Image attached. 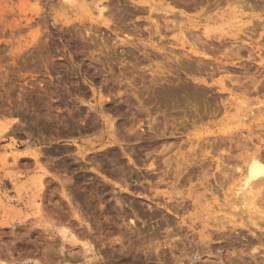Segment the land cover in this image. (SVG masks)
<instances>
[{
  "label": "rangeland",
  "instance_id": "obj_1",
  "mask_svg": "<svg viewBox=\"0 0 264 264\" xmlns=\"http://www.w3.org/2000/svg\"><path fill=\"white\" fill-rule=\"evenodd\" d=\"M79 1L0 0V264H264V0Z\"/></svg>",
  "mask_w": 264,
  "mask_h": 264
},
{
  "label": "bare ground",
  "instance_id": "obj_2",
  "mask_svg": "<svg viewBox=\"0 0 264 264\" xmlns=\"http://www.w3.org/2000/svg\"><path fill=\"white\" fill-rule=\"evenodd\" d=\"M63 1H66L67 5H69L70 7V10L73 14H84L85 16H87L88 18L90 17L91 18V15L93 14V9L91 10V8H89V6H87L86 4H81L80 5L78 4L80 1L78 0V2L75 0H63ZM103 5V4H102ZM92 6V5H91ZM67 7V6H66ZM92 7H95L94 9H96L95 11L97 12V15L98 17L97 18H100L102 19L103 18V9L102 7H99L98 5H95V6H92ZM67 10V9H66ZM116 10V9H115ZM108 11V10H107ZM63 12V11H62ZM68 11H66L67 13ZM111 12H115V11H111ZM69 13V12H68ZM106 14V13H105ZM116 14V13H115ZM66 15V14H65ZM72 15V14H71ZM110 15V14H109ZM108 16V15H107ZM114 16V15H113ZM152 16V15H151ZM102 17V18H101ZM69 18V17H68ZM84 18V17H83ZM151 18V17H150ZM119 19V18H118ZM148 19V18H147ZM106 20V19H105ZM149 20V19H148ZM122 22V20H121ZM148 22V21H147ZM105 23V21H104ZM154 23V22H153ZM64 24V23H63ZM81 26V25H80ZM82 29V28H81ZM161 29V28H160ZM83 31V30H82ZM99 31V30H98ZM204 33V32H203ZM185 34V33H184ZM181 37V45H184V44H188V42H186L185 40V37L183 34H181L179 36V38ZM217 37V36H216ZM219 37V36H218ZM190 45V44H189ZM135 47V46H134ZM137 48V47H136ZM122 55V54H121ZM144 58V57H143ZM145 59V58H144ZM170 59V58H169ZM179 59V58H178ZM174 62V61H173ZM170 63V62H169ZM168 67V66H167ZM150 69V68H149ZM153 71V70H152ZM223 80V79H222ZM156 81V80H155ZM159 81V80H158ZM155 84V83H154ZM153 86V85H152ZM226 87V86H225ZM155 88V87H154ZM170 97V96H169ZM145 111V110H144ZM147 111V110H146ZM227 112V111H226ZM250 113V111H249ZM244 114V113H243ZM235 115V114H233ZM198 116V115H197ZM243 116V115H242ZM241 117V115H240ZM108 118V117H107ZM242 119V117H241ZM240 119V120H241ZM239 122V121H238ZM152 123V121H151ZM241 123V121H240ZM150 125V124H149ZM4 129L1 128L0 132H2ZM1 136V135H0ZM112 140V139H111ZM111 144V143H110ZM262 153V152H261ZM251 155H253L251 157ZM249 155L251 158H249V160H247V162L244 164V169L243 171L241 170L240 172V177L239 179L237 180V182L235 183V185L232 187V191L231 193L235 196V198H237V200H235L236 202H239L238 204V208L240 209L241 208V214L242 212L244 213L245 210L246 212L244 213L245 216L247 215L248 216V220H249V224H252L254 226H257L258 228L259 225L258 224V220H261L263 221L264 220V205L261 206L258 204L259 200L260 199H257L259 198L260 196H258L257 194L259 193L261 187H263L262 185L264 184V161H261L260 159H262L261 157L258 158V156L255 154H251ZM38 158V157H37ZM36 161V160H35ZM38 161V159H37ZM240 171V170H239ZM40 181V179L38 180V182ZM41 186V185H40ZM230 194V192H229ZM231 194V195H232ZM204 196V195H203ZM263 196V195H262ZM257 197V198H256ZM231 201V199H230ZM233 201V202H235ZM261 201V200H260ZM264 202V201H262ZM211 203V202H210ZM228 203V202H226ZM261 203V202H260ZM232 203H230V206H231ZM234 206L236 203H233ZM229 205V204H228ZM240 206V207H239ZM235 207V208H237ZM234 208V207H233ZM220 209V208H219ZM243 209V210H242ZM233 211L235 209H232ZM212 211V210H211ZM232 211V212H233ZM239 211V210H238ZM237 215V212L235 210V212H233ZM234 214V215H235ZM239 214V213H238ZM240 215V214H239ZM237 215V216H239ZM221 216V215H220ZM246 216V217H247ZM222 217V216H221ZM220 217V218H221ZM229 217V216H228ZM246 217H244L246 219ZM223 218V217H222ZM237 218V217H236ZM242 216L240 215L239 216V223L243 224V221H242ZM243 218V219H244ZM205 219V218H204ZM228 222H231V220H227ZM233 221H236L235 219ZM207 222V221H206ZM222 222V221H221ZM247 222V221H245ZM217 223V222H216ZM236 223V222H235ZM260 223V221H259ZM215 225V224H214ZM228 225V224H227ZM255 229V228H254ZM253 229V230H254ZM262 234V233H261ZM256 237V236H255ZM257 238V237H256ZM262 239V238H261ZM260 240V238L258 239ZM257 240V241H258ZM254 245V244H253ZM253 248H255L253 246Z\"/></svg>",
  "mask_w": 264,
  "mask_h": 264
},
{
  "label": "crops",
  "instance_id": "obj_3",
  "mask_svg": "<svg viewBox=\"0 0 264 264\" xmlns=\"http://www.w3.org/2000/svg\"><path fill=\"white\" fill-rule=\"evenodd\" d=\"M29 164V163H28ZM28 181H29V174H28Z\"/></svg>",
  "mask_w": 264,
  "mask_h": 264
}]
</instances>
